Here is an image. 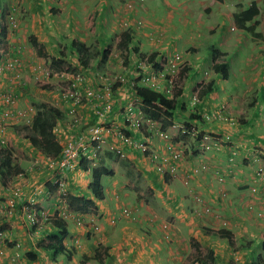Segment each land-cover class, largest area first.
Listing matches in <instances>:
<instances>
[{
    "label": "crops",
    "instance_id": "1",
    "mask_svg": "<svg viewBox=\"0 0 264 264\" xmlns=\"http://www.w3.org/2000/svg\"><path fill=\"white\" fill-rule=\"evenodd\" d=\"M248 1L244 5L242 0H176L175 4L170 3V0H144L130 11L121 0H0V34L3 32L2 26H5V37L0 40V56L6 53L18 57L21 63L20 77L16 79L9 71L0 73V84L3 88L9 87L17 97L16 107L28 108L35 114L37 106L29 104L38 105L45 101L59 109L61 116L55 122L54 134L62 149L64 131L60 133L58 130L64 129L68 116L65 105L55 91L59 83L54 75L55 70H80L88 76L94 72L121 73L130 80L136 76L134 50L142 55L153 53L158 56L180 52L186 63L183 72L186 89L181 98L176 99L174 119L187 121V111L184 109L192 83L208 80L212 82L210 91L206 93L203 103L197 106L198 116L203 112L210 113L221 103L227 102L228 109L240 115L244 125L238 131L233 127H224L217 120L202 123L201 118H196L191 122L199 130L217 134L223 141L232 142L239 149L253 146L251 132L259 137L257 144L264 146V46L258 42L261 38H252L232 21L233 12L246 9L255 1L259 13L250 24L255 26L256 32H260V24H264L259 20L262 18L264 0ZM11 10L18 23L14 30H9L6 25V17ZM135 18L143 20L144 29L139 34V47L133 48ZM125 19L130 20L127 28L122 26ZM149 33L153 34L154 40L148 39ZM31 40L41 44L44 52H37ZM78 46L84 50L77 51ZM212 50L219 55L220 61H225L226 78L212 69ZM81 61H84V65ZM34 64L45 68L41 80L30 71L29 67ZM204 71L209 72L208 78L203 76ZM88 76V84L91 85ZM215 79L221 86L219 90L214 89ZM31 82L41 83L44 88L32 92ZM228 82L233 88L230 92L226 90ZM130 90L127 83L115 86L114 101L110 102L109 108L104 109V120L115 129L124 126L125 107L135 98ZM28 93L39 101L27 97ZM5 108L0 101V119ZM81 112L84 119L78 131L99 121L92 106ZM20 124L23 123L10 121L4 129V136L13 150L21 152L12 164L22 169L25 175L22 178L18 172L13 174L12 171L5 179L6 185L0 182V199L3 201L10 195V187L18 184L21 187V196L16 201L13 213L8 216L0 213V228H7L11 233V241L5 243L7 235L4 242L0 243V264H186L190 252L193 255L192 240L198 242L207 263L232 264L234 258H247L234 264H259L254 261L258 252L254 254L243 246L253 248L256 237L238 242L244 236L237 233L238 229L247 219L254 220L257 216L256 212L241 216V208L236 207V211L233 209L239 200L250 196L240 191L246 187L245 184L240 183V187H237L241 180L235 173L247 166L239 160V156L235 172L229 174L219 170L224 163L225 153L222 150H218L215 156L206 153L198 156V153L187 152L179 161L180 178L187 174L185 169L196 163L206 162L210 170L199 174L185 187L179 179L164 181L163 176L156 173L147 158L133 146L125 151L122 155L124 158L115 157V153L109 149L114 142L110 136H107L97 165L102 164L111 172H105L100 177L103 199H95L89 188L91 174L88 173L91 172L72 169L64 178L63 195H80L90 202L85 212L68 207L70 218L66 221L71 227L63 242L69 255L51 250L40 251L38 243L55 231L53 222L51 218L47 221L39 218L38 224L32 227L25 218L26 210L34 207L40 215L48 218L57 215L61 203L58 199L50 201L48 198L53 190L48 189L46 184H53V171L47 169L45 156L30 144L28 137L21 141ZM174 132L176 141L185 140L186 137ZM136 135L143 134L133 133V137ZM157 135L160 133H149L148 145L152 151L163 148V142ZM13 156H16L15 152ZM36 160L38 164L33 168ZM87 166L92 167L91 161L85 162ZM218 172L223 173L221 182ZM55 176H59L58 171ZM250 179L246 174V180ZM224 188L230 192L228 200L219 195ZM255 194L256 200L264 203V192L258 193L257 190ZM255 194L252 195L253 199ZM196 196L211 205L213 214L201 218L191 215ZM131 198L135 200L134 203H130ZM127 202L134 208L135 221L122 212V206ZM257 205L262 207L260 203ZM54 207L55 211H52ZM214 214L218 218L222 215L229 217L232 225L227 230L230 231V239L214 231L220 228V222H217ZM236 214L242 221L235 217ZM91 215L100 226L99 232H92L89 227L91 224L88 226L86 222L83 226L76 224L77 218L82 216L86 220ZM260 217L264 219V214H260ZM165 221L168 227L163 229L162 223ZM75 239L78 243L74 242ZM228 240L232 241L233 247L227 244ZM98 241L104 244L101 249ZM161 244H164L162 251ZM27 252L35 254L36 259H28Z\"/></svg>",
    "mask_w": 264,
    "mask_h": 264
},
{
    "label": "clouds",
    "instance_id": "2",
    "mask_svg": "<svg viewBox=\"0 0 264 264\" xmlns=\"http://www.w3.org/2000/svg\"><path fill=\"white\" fill-rule=\"evenodd\" d=\"M143 1L144 0H121L122 4L130 11H132L135 8L137 3H143ZM252 2H255V1H252ZM255 4H256V2H255ZM10 15H13V11L12 10L7 14L6 25H7V28L9 30H14L15 28L18 27V23H17V20L14 19L15 22H16V26L12 27L11 24H10V19H9ZM129 22H130V20H128V19L126 20L125 19L122 22V26L125 27V28L129 27ZM249 25H251L250 22H249ZM134 27L136 29H135V38H134V42H133V48H136V47H139V41H138L139 40V34H141L143 32V29H144L143 20L139 19V18H135ZM254 30H255V26H254ZM147 37H148L149 40H154V36L151 33H149ZM155 40H157L156 36H155ZM133 53L135 55V67L134 68H135L136 76L131 78L130 80H127V78H126L125 81L116 83L114 85V87H113V92H114V95H115V91H114L115 90V86L127 83L129 88H131L130 91H131L133 97L135 96V98L131 99L130 102L125 107V110H124L125 114H124V118H123L124 126L121 127V128L115 126L116 127L115 130H120L123 133H126L127 135H129L132 138V140L134 141V143H137L138 140H143L146 143L147 149L144 152H141L140 150L139 151H140V153L142 155H144L145 158H147V161L150 163V165L152 166L153 170L156 173L162 175L164 181L167 182L168 180L179 179L181 184L186 187V186L189 185L190 181L193 180V176H194L193 174L199 175V174H201V172L205 173V172L208 171V170H206V168L208 167V164L206 162L196 163L195 165L193 164L190 167H188V169L184 170L185 172L187 170V174L182 175V178H180V176H179V172H180L179 161H180V159L187 152H191L192 151L194 153H198V156H202V155H204L205 150H207V149H210V148H217L218 149V147L213 146V142L223 145V148L221 150L224 151V153L226 154V161L227 162H229L231 164H234V162H237V158L239 156V155L237 156V153L241 149H239L232 142L223 141L222 139H221V141H218V139H216V138L220 137L219 135L215 134L216 136L215 137L213 136L214 138H212V137H210L211 136L210 134H212V133H210V132L206 133V132H203V131L199 130L198 127L195 124H192V128H190V131L186 130V129H181V125H182L183 122L176 121L174 119V114H173L172 125L169 128H167L166 130H162L161 129V123L159 121H154L150 117H146L144 115V113L142 112L141 107H140L141 106V98L138 95H136V93L134 91V87H140V88L148 89V90H150L152 92H155L157 94H160V95H162V96H164V97H166L168 99H173V98L177 99V96H180V95H182V93L185 92L186 85L184 84L183 72H184V67L186 66V63H185V60L183 59V54L180 53V52H172V53L167 54L165 56H158V55H154L153 53H149L147 55H142L138 50H134ZM176 57H178V58H176ZM6 58H13V56H10L9 54L3 53V56H0V67L3 65L4 61L6 60ZM14 58H16L18 60L17 57H14ZM169 60L175 61L178 64V68H179L178 73H177V81L175 82L174 87L172 88L171 92H166V90L163 88V84L160 87V89L153 88L151 86V84L145 79V77H144L145 74H151L153 72V70H159V69L165 67V65H167L169 63ZM223 62H225V61H220L219 55H217L216 52L212 50V64H211L212 65V69L214 70V65L216 63H223ZM18 64H19L18 71H17L18 76L15 74L16 72L15 73L11 72L16 79H18L20 77L19 69H20V65L21 64H20L19 60H18ZM225 65H226V63H225ZM225 69H226V67H225ZM59 72H65L67 74H81L85 78V81L82 84L83 88L86 87V86H91V85L92 86H98L100 84V82H99V80L97 78L100 75L112 77L114 75L121 74V73H113L112 74V73L94 72V73L90 74V76H88V75H85L84 72H82L80 70H71V69H69V70H66V69L55 70L54 74L59 73ZM215 72H217V71H215ZM122 75H124V74H122ZM56 76L59 79V83H58V86H57V88H58L60 84H63V80H62V78L58 77V74ZM87 76L91 79V83H92L91 85L88 84L89 79L87 78ZM203 76L205 78H208L209 72L208 71H204L203 72ZM211 83L212 82H210L208 80L205 81L204 79H201L199 81H194L192 83V87L188 91V98L186 100V103H187L186 104V108L184 109L185 111H187V115H190V114L195 115L194 120L196 118L197 119L201 118L202 123H208L211 120H217L218 122H221L220 124L224 125V127H228V128L229 127H233L234 129H236L238 131L241 130L243 125H244L243 122H242V118H241L240 115L238 116L237 114H234L233 112H231L228 109V103L227 102L221 103L220 105L217 106L216 110L211 111L210 113L209 112H203L201 115L198 116L197 106L199 104H202L203 101H204V98H205V94H202V91H205L207 89L210 91V86L209 85ZM57 88H55V91L58 90ZM193 98H196V100L194 101ZM0 101H1V98H0ZM112 101H114V98L110 102H112ZM42 102H44V101H42ZM1 103H3V102L1 101ZM16 104H17V97H16L15 107H16ZM110 104L111 103H109V105ZM3 105H5V104L3 103ZM176 106H177V102H176ZM176 106H175V108H174L172 113L175 112ZM5 107H6V105H5ZM16 109L26 110L30 115H32L31 124H26L23 121H17L18 123H25L26 126H29V130H30V128L32 126V123H33V116L35 114L33 112H30L28 110V108L16 107ZM37 109H38V106H37ZM37 109H36V111H37ZM85 109L86 108H84V110ZM223 117H225L226 119H224ZM148 118L151 119L154 122L153 125H154L155 129H153L151 132H148V130H147L148 127H147V125L145 123ZM67 119H68V117H67ZM135 119L139 120V124L140 125H139L138 128H133L132 127V122ZM10 121H14V120H10ZM65 124H66V122L64 123V126H65ZM54 127H55V125L53 126V133H55L54 132ZM80 131H82V130H80ZM153 131L155 132V134L160 133V135L159 136L157 135V136L159 137L160 141L163 142V144H162L163 148L161 150H155V151L153 150L152 151L150 146L148 145L149 133H152ZM172 131L173 132L174 131L179 132L182 136L186 137L185 140L184 141H179V142L176 141L175 140V136H174L175 132L173 134ZM192 132H194L193 135H192ZM133 133H137V134L141 133L143 135H136V136L133 137ZM165 134L168 135L167 138L164 137ZM257 137L258 136L256 135V141H257ZM106 139H107V137H106ZM113 140H115V138ZM166 140L169 141L174 146V148H176L177 150L178 149L182 150V152L180 154V159L178 161L174 162L175 166H176V169H175V171L172 174L168 173V171L166 169H164V167H162L161 170H158L157 167L159 166V164L157 162L150 161L149 158H148V156L152 152H157V153L165 152ZM257 143H258V141H257ZM104 145H105V143H104ZM3 146H6V144L3 145ZM227 146H230V148H233V149L235 148V150L231 153L230 152V148L227 149V150L225 149ZM131 147L132 146H130L129 148H126V150L131 149ZM133 147H135V146H133ZM259 148H261L263 151L260 150ZM102 149H103V147H102ZM109 149H111V147H109ZM257 149H258V152L256 154H259L260 157L262 156V154L264 155V146H260V145L257 144ZM101 152H102V150H101ZM101 152H100V154H101ZM113 152L115 153V157L124 158V156H121V155L117 154L115 151H113ZM248 158L249 157L245 158V161L248 160ZM90 161H91L92 167L91 166H87L86 168H84L80 164V166L77 167L76 169L80 168V169H82V170H84L86 172H91L92 168L96 167L99 164V157H98L97 161L96 160L95 161L88 160V161H85V162H90ZM250 161H252V159H250ZM82 162H84V161H82ZM260 171L262 172V169ZM88 174H91V173H88ZM217 174H218V180L221 182L223 180V173L222 172H218ZM222 190H220V194H219L221 197H222V195H221ZM54 192L58 193V189L56 188V191L53 190L52 195H54ZM60 193L61 192H59L58 195H60ZM58 195H56L57 198H59ZM194 200H195L194 203L196 205H194L193 209L191 210V215H193L194 218H201L203 215L213 214V211L211 209H209L208 207L205 209V207H204L205 203L204 204H200L199 203L200 197L196 196V197H194ZM59 202H62L63 205L66 207V209L68 211V206H67L65 198H63V200H59ZM199 205H202V206H199ZM204 209H205V211H204ZM56 213H57V217L65 220V221L69 219V217H63L60 214V207L57 209ZM125 215L128 218H130V219H134V221L136 220L134 211H131V213L129 214V210H128L127 212H125ZM68 216H69V211H68ZM215 216L218 218L217 215H215ZM40 218H45L46 221H47L50 217L47 218L46 215H41ZM78 220H81L82 223L78 224ZM84 222H86L88 226H89V224H91V226H89V227H90V230L92 232H93V229H95V227H97V225H98V224H96L94 216H92V215L88 219L86 218V220H84L81 217L76 219V224L78 226H83ZM167 227H168V223L166 221L163 222L162 223V228L166 229ZM228 228H229V224H228L227 220H223L222 222H220V228L218 230H214V231H216V232H218V231H226V232L230 233V231H227ZM263 241H264V238H262L261 242L263 243ZM192 243L196 244L198 246V248H199L198 242L192 240ZM259 245L261 247V244H259ZM243 246H245V245H243ZM261 250H262L261 254L259 252V254L255 255L256 262L259 263V264H263V260H264V250L262 249V247H261ZM199 251H200V254H201V258L200 259H197V258L194 259L193 255H191L189 257L190 259L187 258L186 264H190L192 261H194L193 262L194 264H200L199 263L200 261H203L204 264H208L207 263L208 261L205 260V256L202 254L200 248H199Z\"/></svg>",
    "mask_w": 264,
    "mask_h": 264
},
{
    "label": "built area",
    "instance_id": "3",
    "mask_svg": "<svg viewBox=\"0 0 264 264\" xmlns=\"http://www.w3.org/2000/svg\"><path fill=\"white\" fill-rule=\"evenodd\" d=\"M10 24L12 27L16 26V22L12 15L9 17ZM178 58V57H176ZM18 60L16 58H6L3 65L0 67V72L3 74L7 71L13 72L18 76ZM178 64L175 61L169 60V63L165 67L159 70H153L151 74H145V79L151 84L155 89H160L163 84V88L166 92H171L172 88L177 81ZM30 71L36 76L40 77L42 73H45V68L39 64H34L30 67ZM59 78H62L63 84H60L57 88V92L61 102L66 107V113L68 119L64 126V129L58 130L64 131V144L62 146L61 152L57 156L45 157V166L50 171H53V185L57 184L58 192L65 187L64 178L68 171L76 169L80 166L82 161L93 160L97 161L102 150V147L106 141V137L110 136L115 138L113 144H111V149L119 155H124L126 148L130 146H135L141 152L147 149V145L143 140H138L134 143L132 138L123 133L120 130H115L111 125H109L105 119V110L109 108L110 101L114 98L113 87L116 83L123 82L126 77L122 74H117L112 77L109 76H98L100 84L98 86H86L83 88V83L85 81L84 76L81 74H67L65 72L57 73ZM0 98L1 101L6 105V108L1 112L0 119V144H6V138L4 137L5 124L10 120L23 121L26 124H31L32 115H30L26 110L16 109V97L14 96L12 90L9 87L3 88L0 84ZM194 101L196 98H193ZM92 106V110L99 118V121L91 126L85 128V130L78 131V126L83 123V113L81 112L84 108ZM226 119L225 117H223ZM147 130L151 132L154 128V122L151 119L146 120ZM139 120L135 119L132 122L133 128L139 127ZM57 129V128H56ZM194 132H192V135ZM165 138L168 137L167 134L164 135ZM182 150L174 148V146L166 140L165 152L157 153L152 152L148 158L150 161L157 162L159 166L158 170L162 167L168 171V173H173L176 169L175 161L180 159V154ZM38 164V161H34L32 167ZM59 172V176H55V172ZM20 177H24L25 173L21 172L18 174ZM20 180V179H19ZM50 181V180H49ZM21 196L20 185H14L11 187L10 195L4 199L3 203H0V213L4 215H10L13 213L14 206L17 199ZM33 202V200H32ZM60 214L63 217L68 216V211L66 207L60 202ZM127 212V211H126ZM41 213L35 210L34 207L26 210L25 218L28 221V225L34 226L38 224ZM82 221L78 220V224ZM97 229V227H95ZM6 233H0V243H3L6 239Z\"/></svg>",
    "mask_w": 264,
    "mask_h": 264
},
{
    "label": "trees",
    "instance_id": "4",
    "mask_svg": "<svg viewBox=\"0 0 264 264\" xmlns=\"http://www.w3.org/2000/svg\"><path fill=\"white\" fill-rule=\"evenodd\" d=\"M221 1V0H218ZM239 7V6H238ZM259 10L255 2H252L249 7L246 9H241V11H236L232 14V21L234 25L246 32H249L253 36H258L259 34L255 32L254 25H249V22L254 20L256 15L258 14ZM3 32L0 34V40H2L5 37V27L2 26ZM32 45L36 49L37 52H44L43 47L41 44L36 42L35 40H31ZM76 50L79 52H82L84 48L82 46L76 47ZM81 63L84 65V61H81ZM56 65H60L59 62H55ZM225 62L223 63H216L214 65V70L220 73L224 78L227 77L226 70H225ZM67 70H69L67 68ZM134 91L136 95H138L141 98V110L144 113L146 117H150L154 121H159L161 123V129L166 130L172 125L173 121V110L176 106V99H168L160 94H157L155 92H152L145 88L140 87H134ZM209 92V90L202 91V94H205ZM181 97L180 96H177ZM185 104V103H184ZM38 109L33 116V123L30 128L28 129V133L24 134L28 137V140L30 144L37 149L43 156L45 157H53L57 156L61 151V144L57 140L55 134L53 133V126L55 125V122L58 118H60L61 113L59 109L48 103V102H40L38 105ZM187 121H184L181 125V129H186L190 131V128H192V122L195 118V115L190 114L187 115ZM190 119V120H189ZM28 127L26 125H22L20 130H26ZM179 133V132H178ZM212 138H214L215 134H210ZM214 136V137H213ZM15 152L16 156H13V153ZM21 152L19 150H13L10 143L8 142V139H6V146H3L0 144V182L2 185H6L5 179L6 177L11 174L13 171L14 173H21L23 170L16 167L15 164H12L13 159L20 156ZM14 162V161H13ZM12 165V166H11ZM82 167H85V161L81 162ZM111 173L108 172L106 168H104L101 164V166H96L92 168L91 171V182L89 184V188L91 189L95 199H103V192L100 191L101 185H100V177L103 173ZM47 185V188L50 190H56V185H51V182ZM63 196V195H61ZM65 200L67 203V206L70 208H74L76 211L85 212L88 209V205L90 204L89 200L86 199L83 196H77L74 194H66ZM51 197V196H50ZM49 197V198H50ZM51 200V198H50ZM82 217V216H81ZM53 226L55 228V231L49 235H47L45 238L40 241V244L38 243L37 247L40 251H47L51 250L54 252H60L64 253L66 255H69V250L66 248L63 240L68 234V230L66 228V222L65 220L57 217L56 214H53L50 216ZM213 233V232H212ZM219 235H223L227 239H230V233L226 231H218L216 232ZM227 244L229 246H233L232 241L228 240ZM193 248V257L194 259H200L201 254L199 251V248L196 244H191ZM246 248L248 246L245 245ZM262 249L264 250V241L261 245ZM27 258L30 260H35L36 255L27 252L26 253ZM194 261H192L190 264H194ZM200 264H204L203 261L199 262ZM210 264V263H208ZM264 264V260H263Z\"/></svg>",
    "mask_w": 264,
    "mask_h": 264
},
{
    "label": "rangeland",
    "instance_id": "5",
    "mask_svg": "<svg viewBox=\"0 0 264 264\" xmlns=\"http://www.w3.org/2000/svg\"><path fill=\"white\" fill-rule=\"evenodd\" d=\"M175 2H176V0L175 1H172V0H170V3H172V4H175ZM248 2H250V1H248V0H242V3L244 4V5H246ZM238 11H241V10H238ZM234 13V12H233ZM232 13V14H233ZM13 16V18L15 19V17H14V14L12 15ZM262 18H259V20H262V22H264V6L262 7ZM259 31L260 32H258V36H253L252 34H250V35H252V38H261V40H259L258 42L260 43V44H263V46H264V24H260V28H259ZM256 32V31H255ZM262 33V34H261ZM18 58V57H17ZM244 58H246V56H244ZM21 64V63H20ZM20 68H21V65H20ZM30 68V67H29ZM207 68V67H206ZM1 73V72H0ZM2 74V73H1ZM45 74V73H44ZM20 75H21V72H20ZM42 75H43V73H42ZM54 75H57V73L56 74H54ZM42 78L40 77V80H41ZM233 80V79H232ZM236 81H237V83L239 84V79L238 78H236ZM215 86L216 87H214V89H220V84L219 83H216V79H215ZM31 84L33 85V90H32V92H34V89H43L44 87V85L42 86L41 85V83H34V82H31ZM241 87V86H240ZM233 88L231 87V83H229L228 82V86H227V89L226 90H228L229 92L232 90ZM46 90L47 91H50V89H47L46 88ZM261 94L259 95V97H258V99L260 100L261 99ZM27 97H29L30 99H32V100H35V102L36 101H39V99H37V97L36 96H34L33 94H31V96H30V94L28 93L27 94ZM247 98H248V95H247ZM45 102V101H44ZM53 104V103H52ZM32 105H36L37 106V104H35V103H30L29 104V106H32ZM175 114H176V110H175V112H174V116H175ZM24 125H25V123H23ZM23 124H20V125H23ZM28 133V131H27V129L26 130H22V133H19L20 134V138H21V141H24L26 138H27V136H25L24 134H27ZM249 134H251L252 135V139L254 140V144H253V146L252 147H250V149L249 148H247V149H241L238 153H237V156L239 155V160L243 163V164H245V165H247L246 167H242L240 170H239V173L237 172V173H235V174H237V176L240 178V180L241 181H239V183L237 184V187H240V183H243V184H245V188H242V189H240V191H242V192H245V194H250V196L247 198H243V199H241V200H239L238 202H237V204H235V205H233V209H234V211H236V207H239V208H241V213H240V215L242 216L244 213H252V212H256L257 213V216H256V218L254 219V220H250V219H247V221L245 222V224L240 228V229H238V231H237V233H242V235H244L243 237H242V239H240V240H238V242L239 241H242V242H246L248 239L247 238H249V237H256V240H255V242H254V247L252 248V247H250L249 245V250H251V251H253V253L255 254V253H257L258 252V254H259V252H260V254H261V247H260V245H258L257 243H260L261 245H262V242H261V240H262V238H264V219L263 218H261L260 217V214H264V203H263V201L262 200H256V196H257V194H255V192L258 190V193L259 192H264V155L262 154V156L260 157V155L259 154H256L257 152H258V149H257V141H259V137H257V141H256V134H254L253 132H251V133H249ZM221 136L220 137H217L216 139H218V141H221ZM213 146H215V147H218V149L217 148H210L211 149V151H208L209 149H207V150H205V153L207 154V155H209V156H215V154H217V153H219L218 152V150L220 151L222 148H223V145L222 144H217V143H215V142H213ZM230 148V146H227L225 149L227 150V149H229ZM260 150H262L261 148H259ZM235 150V148L233 149V148H230V152L232 153L233 151ZM263 151V150H262ZM222 152H224V151H222ZM229 154V153H228ZM247 157H249L248 158V160H246L245 161V158H247ZM224 163H223V167L222 168H219V170H223L225 173H226V171L229 173V174H233V172H235V170H236V166H237V164H238V161L237 162H234V164H231V163H229V162H227L226 161V156H225V154H224ZM250 159H252V161H250ZM214 164H215V162H213ZM208 164V163H207ZM213 168V167H212ZM214 169V168H213ZM262 169V172L260 171ZM206 170H210V167H209V164H208V167L206 168ZM242 170H243V172H242ZM202 173V172H201ZM246 174H248V176L249 177H251V179L248 181V180H246ZM194 176H193V179L194 178H196L197 176H199V175H195V174H193ZM217 176H218V174H217ZM232 176V175H231ZM234 176V175H233ZM257 176V177H256ZM132 193V192H131ZM253 193L255 194V196H254V199L252 198V195H253ZM64 193H60V195H58V193L57 192H54V195H52L51 196V200L53 201V200H55V199H58V200H63V198H65L64 197V195H63ZM56 195H58L59 196V198H57L56 197ZM61 195H63V196H61ZM221 195H222V197H224V198H226L227 199V197L230 195V192L227 190V189H223L222 190V193H221ZM135 196H136V194H135ZM149 196H151V195H149ZM137 197V196H136ZM135 197V198H136ZM50 200V201H51ZM131 200V202L130 203H134L135 202V200L134 199H130ZM228 200V199H227ZM0 201H3V199H0ZM220 201H221V198H220ZM199 203L200 204H204V200L203 199H201L200 198V201H199ZM257 203H260L261 205H262V207H260V206H258L257 205ZM132 205H129L128 204V202L126 203V204H124L123 206H122V211L124 212V214H125V212L126 211H128L129 210V214L131 213V211H133L132 209H134V208H132L131 207ZM204 207H205V209L208 207L209 209H211L212 210V207H211V205L210 204H208V203H205V205H204ZM203 207V208H204ZM126 208V209H125ZM205 209H204V211H205ZM52 211H55V207L54 208H52ZM213 211V210H212ZM206 215H211V214H206ZM232 215V214H231ZM0 216H1V214H0ZM3 216H8V215H4L3 214ZM204 216V215H203ZM218 216V215H217ZM245 216V215H244ZM67 217H69L70 218V215L69 216H67ZM135 217H136V215H135ZM235 217L236 218H238L239 219V221H242L241 219H240V217H239V215H235ZM95 219V218H94ZM257 219V220H256ZM223 220H227V222H228V224L230 225V219H229V217H227V216H225V215H222V216H220L219 218H217V222H222ZM168 221H170V218H168ZM67 222V224H66V228H67V230H70V227H71V225H70V223L68 222V221H66ZM261 223H263V225L261 224ZM230 226H232V225H230ZM97 228L98 229H93V232H99V230H100V226L99 225H97ZM7 228H0V233H6L7 235H8V237H7V239L5 240V243L6 242H9V241H11L10 239H9V236H11V233L9 232V230H6ZM186 230V229H185ZM146 231H147V229H146ZM188 231V230H187ZM187 231H184L185 233H187ZM260 240V241H259ZM74 242L75 243H78V240L77 239H75L74 240ZM99 246H100V248L99 249H101L102 247L101 246H104V244H103V242L102 241H98V243H97ZM4 246H7V244H5ZM77 247H80L79 246V244H77ZM163 247H164V244H161L160 245V251H162L163 250ZM80 250V249H79ZM192 251V250H191ZM191 252H190V254H189V256L187 257V258H189L190 256H191ZM83 257H86L85 255H83ZM247 258H244V259H241V260H238V259H235L234 258V260L233 261H231V263L232 264H234V263H239V262H241V261H244V260H246ZM250 261V260H249ZM253 261V260H252ZM254 261H256V258L254 259ZM253 261V262H254ZM251 262V261H250Z\"/></svg>",
    "mask_w": 264,
    "mask_h": 264
}]
</instances>
